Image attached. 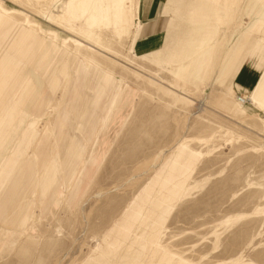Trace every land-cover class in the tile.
I'll list each match as a JSON object with an SVG mask.
<instances>
[{
	"label": "rangeland",
	"instance_id": "rangeland-1",
	"mask_svg": "<svg viewBox=\"0 0 264 264\" xmlns=\"http://www.w3.org/2000/svg\"><path fill=\"white\" fill-rule=\"evenodd\" d=\"M71 1L0 0V264H264V0Z\"/></svg>",
	"mask_w": 264,
	"mask_h": 264
},
{
	"label": "crops",
	"instance_id": "crops-1",
	"mask_svg": "<svg viewBox=\"0 0 264 264\" xmlns=\"http://www.w3.org/2000/svg\"><path fill=\"white\" fill-rule=\"evenodd\" d=\"M258 78L259 71L244 63L234 77V85L240 86L242 89L249 92L255 86Z\"/></svg>",
	"mask_w": 264,
	"mask_h": 264
},
{
	"label": "bare ground",
	"instance_id": "bare-ground-1",
	"mask_svg": "<svg viewBox=\"0 0 264 264\" xmlns=\"http://www.w3.org/2000/svg\"><path fill=\"white\" fill-rule=\"evenodd\" d=\"M73 1H76L78 4H81V3H82L80 0H72L71 3H70L71 7H75V6H73V5H74V2H73ZM84 1H85V0H84ZM119 1H120V0H119ZM114 3H117V4H118L119 2H118V0H117V2H114ZM93 5H94V4H93ZM115 5H116V4H115ZM118 5H119V4H118ZM85 7H86V6H85ZM104 7H105V6H104ZM94 8H95V7H93L92 9L94 10ZM120 8H122V7L120 6ZM120 8H119V10H120ZM89 9H90V8H89ZM104 10H105V9H104ZM88 11H89V10H88ZM96 11H97V10H96ZM96 11H95V12H96ZM89 12H90V11H89ZM106 12H107V11H106ZM86 14H87V13H86ZM88 14H89V13H88ZM88 14H87V15H88ZM99 14H100V13H99ZM84 15H85V14H84ZM96 15H97V14H96ZM104 15H105V14H104ZM99 16H100V15H99ZM106 16H108V14H107ZM97 17H98V15H97ZM99 20H100V18H99ZM104 20H105V19H103V21H104ZM90 21H91V19H90ZM103 21H102V22H103ZM94 22H95V21H94ZM96 22H97V19H96ZM105 22H106V21H105ZM175 33H176V32H175ZM175 33H174V34H175ZM174 38H175V37H174ZM178 39L180 40V37H178ZM176 42H177V41H176ZM172 43H173V42H172ZM174 44H175V40H174ZM184 44H185V43H184ZM184 44H183V45H184ZM170 46H171V45H170ZM170 46H168L169 49H171ZM173 48H174V47H173ZM173 48H172V50H173ZM181 49H182V48H181ZM170 51H171V50H170ZM180 51H181V50H180ZM165 57H166V56H165ZM96 84H97V83H96ZM246 96H247V95H244V96H243L242 102H244V101L246 100ZM78 111H80V110H78ZM78 111H77V112H78ZM72 139H73V138L69 139V144H70V147L72 148L71 150L73 151V150H74L73 148H75V145H76V144H74V143H75V140H74V139L72 140ZM66 142H67V141H66ZM63 148H64V147H63ZM67 149H68V148H67Z\"/></svg>",
	"mask_w": 264,
	"mask_h": 264
},
{
	"label": "built area",
	"instance_id": "built-area-1",
	"mask_svg": "<svg viewBox=\"0 0 264 264\" xmlns=\"http://www.w3.org/2000/svg\"><path fill=\"white\" fill-rule=\"evenodd\" d=\"M243 96H244V95H242V94H239V96H238V100H239V101H240V100L242 101V99H243ZM245 103H246V101H244V102H243V104H245Z\"/></svg>",
	"mask_w": 264,
	"mask_h": 264
}]
</instances>
